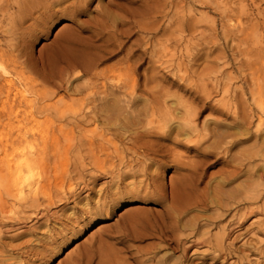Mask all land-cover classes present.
I'll return each instance as SVG.
<instances>
[{
    "label": "bare ground",
    "instance_id": "1",
    "mask_svg": "<svg viewBox=\"0 0 264 264\" xmlns=\"http://www.w3.org/2000/svg\"><path fill=\"white\" fill-rule=\"evenodd\" d=\"M67 1L30 0L31 4H23V10L44 9L45 21H52L57 16L67 17L82 31L91 33L83 37L71 31L62 38L69 44L68 55L61 58L68 75L89 77L85 84L67 85V91L78 97L62 100L69 109L59 116L61 123L58 129L64 132L68 126L74 136L78 132L75 150L60 151L59 154L57 147L60 139L55 133L47 134L51 140L42 141L45 148L52 142L54 156L63 153L70 160L73 159L74 169L68 167L60 171L57 163L39 165V176L33 178L31 170L38 161L28 150L35 145V142L29 144L35 132L23 130L26 125L24 121L17 135H7L6 146H12L11 154L24 156L25 160L15 168L17 180L7 183L4 192H0V264H47L83 233L84 228L77 229L81 222L88 221L85 225L88 226L99 219L109 218L114 204L101 199L102 195L109 193V188L94 190V183L106 175H111L117 185L118 190L112 193L117 203L127 200L133 204L134 200L141 198L159 202L166 207V215L171 220L169 232L174 250L187 252L196 245H209L215 259L227 254L237 258L236 264H245L244 261L250 255L247 252L264 254L263 240H257L256 244L246 240L241 246L236 243L251 233L261 231L264 234V217L257 228L244 230L249 218L257 214L264 216V85L255 83L247 88L215 86L209 90L177 80L165 84L164 81L171 78L169 74L152 75L149 67L141 72L139 70L146 63L154 65L153 57H161V53L170 50L171 46L182 45L184 40L188 43L187 50L193 54L192 18L186 22L179 21L180 26H188V38L182 29L180 36H177L169 24L163 29L157 18L154 34L157 35L163 29L169 35L150 44L148 33L153 32L147 22L150 0H108L106 3L99 0L101 9L97 16L89 13V6L94 0H75L65 5ZM135 4L138 6L134 7ZM179 6L173 4V7ZM87 13L90 14L87 20L78 18ZM174 15L176 18L172 16V21L179 18L178 12ZM136 34L138 37L132 40ZM209 39L206 34L205 42L208 43ZM122 52H125V56L118 65L100 69L106 60ZM0 55L2 57L3 54ZM12 60L17 69L19 65L15 55ZM163 63H169L175 76V70L183 68L180 61ZM66 82H70L69 79ZM32 92L36 94L35 100L28 99L25 94L20 100V104H26L27 118L33 117L37 99L44 102L56 95L58 89L33 86ZM215 92L221 93L222 97L215 99ZM173 95L178 100L169 103L168 98ZM140 103H144L143 107H140ZM48 106L42 105L39 112L45 113ZM10 108H14V103L10 104ZM208 110L211 115H204ZM215 113L218 116L214 117ZM144 118H149L146 124ZM97 122L101 123L100 127ZM90 124L97 125L88 132L85 129ZM247 142H252L250 147L235 152L236 148ZM178 147L197 151L199 158L187 159L176 149ZM168 163L181 172L172 181L170 191L159 181ZM218 163L225 164V168L209 175L208 169ZM156 165V169H152ZM85 171L91 175L89 180L83 175ZM77 175L83 178V189L93 190L100 199L91 202L87 195L84 199L86 202L83 200L85 208L74 211V216L78 217L71 219L73 223L60 218L64 222H61L62 228L57 235L42 233L44 235L40 236L37 230L50 226L49 221L57 215V212L52 213L53 207L63 206L64 212L74 209L68 208V205L79 197L74 186ZM139 175L147 176L149 182L146 184L142 180L144 185L142 182L124 184L127 178ZM64 181H70L68 191L57 189L58 183ZM122 184L125 186L122 187ZM13 188L15 193H12ZM195 209L205 214L186 219ZM211 209L216 212L206 214ZM138 217L133 213L129 219ZM35 220L39 225L27 227L29 222ZM205 225L219 228L220 232L214 236L208 231L202 232L201 227ZM104 228L99 227L100 230ZM238 228L244 231L231 239ZM183 230L185 232L181 234ZM129 234L128 230L120 231L119 238L124 241ZM198 235L201 237L198 238ZM27 236H34L35 239L14 243ZM126 250L132 262L108 252L101 254L97 261L85 262L82 259L81 262L76 260L69 264H193L166 256L159 257L158 247L153 245L137 251L128 246ZM138 254L150 256L142 258ZM251 261L247 264H264Z\"/></svg>",
    "mask_w": 264,
    "mask_h": 264
},
{
    "label": "rangeland",
    "instance_id": "2",
    "mask_svg": "<svg viewBox=\"0 0 264 264\" xmlns=\"http://www.w3.org/2000/svg\"><path fill=\"white\" fill-rule=\"evenodd\" d=\"M74 1L68 0L65 5L72 4ZM107 1L104 0V3ZM149 3L148 15L150 17L147 19V22L151 27V31H153L148 33L150 44L156 43V40L169 35L168 33L166 35L164 33L165 30H163L168 24L171 25V30L176 31L177 36H180V32L185 30L183 34L188 38L190 32L188 26H180L179 21L186 22L192 18L191 22L193 23L194 30L193 43L195 48L193 54H191L186 47L188 43L184 40L182 45L177 47L171 46L170 50L168 49L167 52L161 53V57H153L155 64L146 63L139 70L140 72L149 67V72L152 75L156 73H160L159 75L162 76L165 74L170 75V80L164 81L165 84H170L173 83V80H177L183 83L186 82L206 87L209 90H212L215 86L222 88H239L243 86L247 88L255 83L264 85V0H150ZM23 4L31 3L30 0H0V53L3 54L0 57L1 193L4 192L7 183L17 180L15 168L25 160L24 156L16 155V153L11 154L13 151L11 145L6 146L8 142L7 135L11 134L13 137L14 134L17 135L24 121L26 125L23 126V130L30 131V133L35 132V139L32 137L29 144L35 142L36 146L34 145L33 149L28 150L38 161L31 170L33 178L39 176L38 171L41 170L39 165L57 163L60 171L68 167L70 170L74 169L73 159L70 160L63 153H61V156H54L52 142H49L47 148H45L42 141L43 139L51 140L47 134L55 133L57 139H60V145L57 147L59 154L60 151L72 152L75 150L74 148L77 143L75 137L79 136L78 132L74 136L69 132L68 126L66 127L68 130L65 129L64 132H60L58 129L59 123H61L59 116L67 113L69 109L68 104L62 100H70L73 96L78 97V95H73L67 91V85H80L89 81L88 76L81 78L70 77L64 68L65 64L61 61V58L69 53V44L62 40L64 35L72 31L75 34L78 33L83 37H88L91 33L82 31L73 20L67 17L61 18V16H57L54 20L47 22L45 21V13H43L44 9L31 8L29 9L30 11L25 12ZM173 4H179L180 6L176 8L173 7ZM137 6L138 4L134 5V7ZM100 9L99 0H94L89 6V13H91V16H97ZM164 9L166 10L164 11ZM160 11L163 12L159 13ZM177 12L179 18L172 21V16H175L174 13ZM89 17L90 14L88 13L78 16L81 20H87ZM157 18L160 20L159 25L162 24L164 28L155 35L154 25L157 22ZM184 18L185 20H183ZM206 34L210 37L208 43L205 42ZM137 37L138 34L132 40ZM130 44L128 43V45ZM14 55L18 60L19 66L17 69L12 63V56ZM124 56L125 52L117 54L101 64L100 69L115 67ZM170 60L183 63V68L175 70L177 76L172 74L174 70L169 66V63H163ZM77 73L78 71L76 75ZM182 77H185V79L183 80ZM67 79L70 82H66ZM152 85H155V83L152 82ZM33 86L54 87L58 89V92L44 102L41 99H37V105L35 104L33 108L34 110L36 107L33 117L27 118L25 117L26 104L25 102L20 104V100L23 98V94L28 99L35 100L36 94L32 92ZM174 91L175 88L173 89V94H175ZM221 97V93H214L215 99ZM177 100V97L174 95L168 98L169 103L176 102ZM13 103L14 108L11 109L10 104ZM42 105H49L45 113L39 112V108ZM143 105L144 103H140V107H143ZM210 113V110H208L204 115L209 114L210 116ZM216 116H218L217 113L214 114V117ZM148 119L144 118V124L148 122ZM97 123L100 127L101 123ZM96 125L90 124L86 126L85 130L91 132L95 129ZM251 143L242 144L235 149V152L239 149L250 147ZM176 149H179L178 151L183 153L187 159L194 160L199 158L197 151H190L181 147ZM156 167L157 165L152 169L155 170ZM223 168H225V164L218 163L208 169V174H214ZM179 173H181L180 170L176 169L171 163H168L162 170L159 181L164 183L168 187V191H170L172 181L178 178ZM83 175L88 180L91 178L88 171H85ZM64 180L69 179L65 178ZM142 180L146 184L149 182L147 176L139 175L127 178L124 180V184L139 183ZM82 181L83 178H80L79 175L75 177L74 186L79 192V197L73 199L68 205V208L73 207L74 209L71 208L72 210L64 212L63 206L58 205L53 207L52 213L57 212L59 216L56 215L49 221L50 226L37 230L40 232V236L44 234L57 235L62 228L61 222L71 221L70 223H73L71 219L78 217V215L74 216V211L85 208L83 202L86 200L85 197L87 195L91 202H96L100 199V196L94 193L93 190L83 189ZM144 182H142V185L145 184ZM124 184L121 186H125ZM94 185H96L94 190L109 188V193L102 195L101 199L104 202L114 204L112 215L109 218L99 219L96 223L88 226H85L88 221L81 222L78 226L76 225L77 229L84 228L83 233L78 238L72 240L60 255L50 259L47 264H69L75 263L74 261L76 260L81 262L82 259L85 262H90V260L94 259L97 261L101 254L103 255L108 252H112L116 257L120 256L132 262L133 259L129 257L130 253L126 250V247L132 246L133 250L137 251L139 248L146 249L151 245L158 247L159 257L166 256L179 262L184 261L188 263L190 261L193 264L237 263L236 257L228 256L227 254H224L219 259H215L209 245H196L191 247L187 252L174 250L169 232L171 220L167 217V209L163 204L152 200L146 201L141 198L134 200L133 204L126 202L127 200L117 203L112 193L118 189L111 175L103 176ZM69 188L70 181L58 183L57 189L68 191ZM53 189L56 190V188ZM15 192L16 190L13 188L12 193ZM129 207L133 208L128 209ZM214 212L216 210L211 209L206 214L211 215ZM133 213L139 217L135 220H130V214L132 215ZM200 214L205 213L195 209L186 219ZM263 217L262 214H257L249 218L244 230L257 228ZM60 218L65 220H59ZM35 225H39L36 220L29 222L27 227H34ZM101 226L105 228L100 230L99 227ZM50 229H52V232ZM123 230L130 232L124 241L119 238V233ZM201 231H208L214 236L220 232V229L205 225L201 227ZM235 231L231 235V239L243 232L239 228ZM180 232L182 234L185 231ZM197 237L199 238L201 235ZM31 239H35L34 236H27L14 241V243H23ZM246 240L256 244L257 240L264 241V234L261 231H258L257 234L251 233L245 238L241 237L236 243L238 246H241ZM247 253L250 255L244 261L245 264L251 260L252 263L255 261L264 263V254ZM138 256L147 258L150 255L142 256V254H138Z\"/></svg>",
    "mask_w": 264,
    "mask_h": 264
}]
</instances>
